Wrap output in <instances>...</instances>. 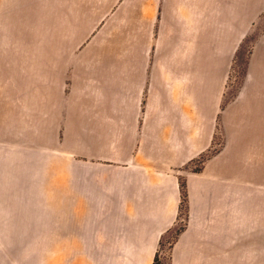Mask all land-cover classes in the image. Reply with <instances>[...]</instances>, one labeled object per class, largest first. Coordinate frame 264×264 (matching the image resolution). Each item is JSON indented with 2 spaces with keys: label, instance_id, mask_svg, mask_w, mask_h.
I'll return each instance as SVG.
<instances>
[{
  "label": "rangeland",
  "instance_id": "1",
  "mask_svg": "<svg viewBox=\"0 0 264 264\" xmlns=\"http://www.w3.org/2000/svg\"><path fill=\"white\" fill-rule=\"evenodd\" d=\"M152 2L85 0L88 14L82 15L78 0H0V264H148V249L132 246L130 225L122 224V204L132 201L122 200L113 185L114 151L106 139L113 135L115 95L111 88L90 85L113 78L105 69L114 64L73 63L68 73L52 74L51 41L58 40L61 55V43L70 36L67 50L75 61H107L126 53L121 46H129L132 26L157 30ZM224 2L202 0L208 8L222 9ZM262 38L264 12L236 51L226 78L216 79L218 86H210L209 94L204 87V152L181 169L179 215L150 264L156 255L158 264H171L173 246L190 219L186 177L226 151L233 136L227 112L248 98L249 66ZM77 66L84 70L75 72ZM89 66L105 72L89 73ZM218 91L224 93L219 105ZM243 114L252 128L255 121H248L255 112ZM257 115L264 124V113ZM249 153L245 164L255 174L251 183L257 177L261 188L250 193L248 264H264V158L258 163L254 151ZM163 181L168 187V178ZM154 195L169 212L173 193Z\"/></svg>",
  "mask_w": 264,
  "mask_h": 264
},
{
  "label": "crops",
  "instance_id": "2",
  "mask_svg": "<svg viewBox=\"0 0 264 264\" xmlns=\"http://www.w3.org/2000/svg\"><path fill=\"white\" fill-rule=\"evenodd\" d=\"M81 1L85 0H78L84 9L80 14L86 15ZM152 1L153 9L157 4L151 13L157 15V30L135 31L132 26L129 46H121L125 54L78 62L68 54L70 36L61 41V55L58 40L51 41L52 74L68 73L73 63L114 64L105 69L113 78L90 85L111 88L115 95L113 135L106 139L114 151L113 185L122 200L132 201L122 204V224L130 225L132 246L148 249V264L162 235L178 218L181 169L204 152V87L209 94L216 79L226 78L236 51L264 12V0H225L222 9L218 2L208 8L202 0ZM255 45L248 98L227 112L233 136L226 151L201 172L186 177L190 219L173 246L171 264L249 263L250 193L260 192L261 181L256 177L251 183L255 174L245 159L249 151H254L258 163L264 158L260 135L264 124L257 115L264 113V38ZM88 68L89 73L105 72L101 66ZM83 70L75 67V72ZM223 97V92H216L218 105ZM247 110L256 114L248 121H255L252 128L245 125ZM97 140L103 143V137ZM164 177L169 182L166 188ZM105 186L109 189L108 183ZM163 190L173 193L169 212L161 210L166 205L162 200H155L154 193ZM254 197L259 200L261 195Z\"/></svg>",
  "mask_w": 264,
  "mask_h": 264
},
{
  "label": "trees",
  "instance_id": "3",
  "mask_svg": "<svg viewBox=\"0 0 264 264\" xmlns=\"http://www.w3.org/2000/svg\"><path fill=\"white\" fill-rule=\"evenodd\" d=\"M182 196L186 197V191L182 189ZM163 238H164V235L162 236L161 240H160V247L163 245ZM177 240V239H176ZM175 240V241H176ZM158 254V253H157ZM158 256L156 255V258H155V261H154V264H158Z\"/></svg>",
  "mask_w": 264,
  "mask_h": 264
}]
</instances>
